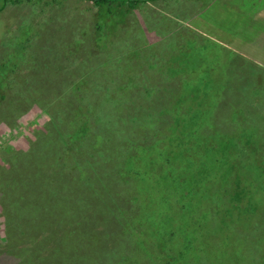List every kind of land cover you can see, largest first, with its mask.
<instances>
[{
    "label": "rangeland",
    "instance_id": "1",
    "mask_svg": "<svg viewBox=\"0 0 264 264\" xmlns=\"http://www.w3.org/2000/svg\"><path fill=\"white\" fill-rule=\"evenodd\" d=\"M118 1L103 0L98 3L92 0H29L18 3L15 0H0V55L6 50L9 54L7 62L30 60V64L25 65L26 70L23 69L21 72L23 76L10 81H7L5 74L9 66L0 67V88L5 87L7 81L5 97L0 99V264H117L120 255L130 251L126 248L133 240L132 227L137 220L142 219L152 225V218L157 213L154 209V200L161 202L162 213L167 214L174 208L171 202L175 198L172 186L176 181L168 177L161 187L155 190L159 169L148 173L145 170L159 162L165 165L179 159L171 157L168 151L156 146L148 150L149 155L147 150L140 152L143 159L140 182L135 174L116 176L110 174L116 167L115 160L106 164L100 161L98 166H101L102 170L106 168V172L97 175L92 181L101 179L108 185L111 178H116V186L107 190H103L97 183L90 186L92 181L88 182L86 177L83 180L77 179L78 168L70 172L72 162L63 164L67 156H57L50 167L42 166L40 163L36 172L34 167L36 161L30 164L23 160L22 163L25 162L22 167L28 166V171L22 174L12 165L11 159L16 151L30 152L43 145L42 137L49 136L46 126L52 122L50 116L54 113L53 99L57 92L52 86H62L53 85L57 79L65 84L61 90L67 89L68 83L65 81L71 67L70 52H77L81 58L86 57L88 65L77 63L78 69L84 70L86 67L88 71L94 69L90 76L97 78L95 83L110 78L111 72L117 76L124 75L122 81L134 76L135 71L129 72L128 69L116 66V60L123 62L124 66L127 64L128 59L125 55L128 53H132L136 65L138 61L141 63L139 73L142 70L143 77L146 76L145 80L153 84H159L161 78H166L165 85L178 87L182 82L178 80L182 76L188 78L192 74L195 77L196 74L210 75L213 77L210 92L217 93L213 111L217 112L215 115L222 116L221 124L227 129L237 126V132L250 126L251 124L243 122L240 115L236 126H233L234 122L229 118L234 111L237 113L244 110L256 112L255 121L252 123L264 130V118H261L264 116V94L256 97L260 99L257 105H250V101H244L243 96L230 93L233 88L240 87L237 86L239 75L248 71L247 68L253 71L258 69L259 64H264V28H261L264 5L258 4L255 13L246 11L248 17L243 13L241 16L244 18L237 17L236 20L234 18L236 16H228V8L224 7L222 2L237 7L243 5L242 0H178L170 5L171 9L156 0ZM175 8L177 10H174ZM243 8L244 6L241 7ZM238 9L239 7L234 10ZM125 10L129 11L123 18ZM121 17L125 23L129 22L122 34L116 29V20ZM177 28L196 31L210 41L206 47H199L197 41L189 40L190 38L186 40L184 35L181 36L182 33L179 34L180 37L169 36ZM258 29L261 31L255 35L254 31ZM104 31L110 35L97 41V37ZM212 40L220 45L214 47ZM150 44H155L156 49L161 44L167 46L168 53L175 56L177 67L185 65L189 71L179 72L175 76L169 72H162L155 66L149 67L147 64L149 60L143 61L138 49ZM179 46L186 49L179 52ZM231 47L234 52L239 53L238 66L232 65L235 54ZM4 53L8 56L5 51ZM208 61L213 64L210 67V69L213 67L212 71L209 69ZM95 62L103 64L100 71H96L92 66ZM254 75L250 73L247 79L264 85V77ZM80 77L82 81L86 79V76ZM134 78L136 79L135 76ZM27 80L37 88L47 83L44 87L46 91L43 89L36 98L39 99L40 95L43 98L42 102L32 100L29 102L31 106L23 104L29 100ZM224 88L229 92L224 94L222 92ZM167 90H164L163 93L166 95L160 104L151 109L152 113L163 106L164 102H169ZM170 90L174 93L179 91L176 89L168 91ZM142 93L147 95L144 90ZM139 101L143 106L134 109L133 112L136 114V119L133 117L134 129L127 132L135 136H124L119 133L118 138L122 141L133 138L134 147L145 146L147 149L155 141L156 121L151 119V122H155L153 124L143 120L142 117L147 115V99ZM245 104L249 105V108H245ZM95 118L94 113L90 114L83 126L96 129L100 124H94ZM165 120L168 123L171 118L168 116ZM116 123L118 127L122 126L121 124H133L123 116H117ZM73 124L61 123L60 128L72 132ZM164 127L165 125L162 126ZM55 142L52 141L51 146ZM195 143L187 148L192 155H198L200 150ZM165 144L167 147L168 141ZM67 148L72 153L77 151L71 144ZM154 150L157 151L156 154ZM80 160H84L83 156ZM185 163L186 161L182 159L179 165L184 166ZM73 173L77 175L76 180ZM244 175L246 179L237 186V189L242 191V197L240 196L241 199L233 197V200L236 199L241 207L247 203L264 202V191L261 189L264 188L263 181H257L258 183L253 185L254 188H250L247 187L252 183L249 178L254 179L256 176L253 173ZM10 176L11 179H8ZM81 176H86V173ZM124 178L127 181L136 179L127 184ZM213 187L207 189L209 194H215V184ZM246 188L252 194H248ZM229 194L224 195L228 201ZM137 195L139 202L130 199L131 196ZM199 202L197 197L187 199L184 202V209H181L179 214L183 222L203 224V231L197 241L198 247H206L207 251L202 260H199L200 264H264V206L254 210H251L250 206L239 209L232 201L228 203L232 207L231 212L222 211L213 215L212 205H218V198L207 201L210 204L206 205H198ZM107 204H110L114 214L109 208L103 207ZM247 208L249 211H246ZM245 212H248L247 215ZM250 212L253 216L248 220ZM240 215L243 216L239 218ZM111 216L114 219L110 220ZM203 216L207 217H204L202 219L204 223H201L200 219ZM118 219L128 220L129 223L121 224ZM218 225L220 230L217 228ZM18 232L21 234L20 244ZM71 237L75 238V245L71 244L73 239ZM12 238L18 240L21 246L18 250L22 253L9 246ZM107 244H113L115 248L111 250ZM195 262L196 259L193 264H196Z\"/></svg>",
    "mask_w": 264,
    "mask_h": 264
},
{
    "label": "trees",
    "instance_id": "2",
    "mask_svg": "<svg viewBox=\"0 0 264 264\" xmlns=\"http://www.w3.org/2000/svg\"><path fill=\"white\" fill-rule=\"evenodd\" d=\"M15 1L18 3L23 1L29 2V0ZM92 1L100 3V1L103 0ZM120 1L121 0L118 2ZM128 1L131 2L133 0ZM156 1L161 2L163 5L170 8V5L178 0ZM121 2L126 1L122 0ZM242 2L243 5H238L234 2V4L239 7L237 11H235L237 7H234L233 4L227 5L225 2H222V4L224 7L228 8V16L233 17L232 15H234L236 16L234 17L236 20L243 17L241 14L246 11L250 10L253 14L258 4L264 5V0H260L259 2L254 0H250V2L242 0ZM242 6H244V10L241 9ZM174 10L177 9L175 8ZM128 11L129 10L123 11V18ZM245 14L247 17L249 16L247 15L248 12ZM123 18L121 17L116 20V29L120 33L125 31V26L129 23H125ZM262 22L263 24H261V28H264V19ZM259 31H261V29L255 30V35L258 34ZM110 32L112 33L113 30H110ZM180 33H182L181 36H185L183 37L186 38V40L190 38L189 40L197 41L199 47H206L207 43L210 41L196 31L191 32L188 28H177L169 36L173 37L177 35L180 37ZM189 34L190 36H187ZM107 35H110V33H107L106 31L102 32L97 37V41L105 38ZM212 42L214 43V47L220 45L216 41L212 40ZM155 44L147 45L141 49L137 48L139 53H141L143 61H152L147 62L149 67L155 66L156 69H161L162 72H169L171 75L175 76H177L179 72L189 71L185 65L177 67L178 63L174 59L175 56L174 54L168 53L167 46L161 44L158 49H156L154 46ZM218 47L221 48V46ZM185 49V47L179 46V52ZM230 49H232L231 51L235 54L232 65L238 66L240 64L239 58L237 57L239 53L234 52L232 47ZM131 54L132 53H128L125 55L128 59L125 66L123 62L118 60H116V66L120 69H128L129 72L135 71L134 76L136 79L134 76H129L126 81H122L124 75L117 76L116 73L113 74L111 72L110 78L101 83H95L97 78L90 76L91 73L94 72V69H90V71H88V67L84 70L78 69V64L83 66L88 65L86 57L81 58L77 52H70L69 57H72L70 59L71 67L65 81V83H68L66 87L67 89L61 90L65 84L57 79H55L53 85L56 84L62 86H52L57 92L53 99L55 101L53 103V106L55 107L53 110L54 113H51L52 115L50 116L52 122L48 123L46 126L48 127L47 130H49V136L42 137L41 142H43V145L37 146L36 149H33L30 152L16 151V153L13 154L11 163L16 166L18 168L16 170L22 174L23 172L28 171V166L27 168L22 167V164L25 161H28L30 164H33V161H36L34 165L36 172L40 167V163L42 166L50 167L53 165V161L57 156H67L63 164L66 165L67 163L72 162L70 172L72 169L75 171L76 167L79 171V178L75 175L76 173H73L74 179L75 176L79 180H83V178L86 177L87 181L91 182L97 175L106 172V168L102 170L101 166H98L100 161L103 162V164H106L115 160L116 167L110 172V174H114L115 176L116 174H135L134 176H136L140 182L142 178L141 173L143 171V159L140 152L147 150V154L149 155L148 150L154 146L163 149V151H168L171 157H176L179 161L169 162L165 165H161L162 163L159 162L145 170V172L148 173L149 171L159 169L157 172L159 178L155 183V190H158L164 180L168 177H171L173 178V181H176L174 186H172V192L175 198L172 199L171 202L174 208L167 214L162 213L161 202L154 200V209L157 213L152 218V225L144 222L142 219L137 220L132 227L133 240L129 247L126 248L130 251L122 253L118 258L117 264H193L195 259V263L200 264L199 260H202L207 251L206 247H198L197 241L200 237L199 234L203 231V224H196L192 221L183 222L181 220L179 213L181 209H184V202L189 198L197 197V200L200 201L198 205H206L210 204L207 201L218 198V205H212L214 209L213 215H217L222 211L231 212L232 207L228 205V203L232 201L239 209L244 206H250V209L254 210L264 206V202L259 201L256 203H247V205L241 207L236 201L237 198L241 199L242 197V191L237 189V186H240V183L246 179V176L244 175L245 173H253L256 176L254 179L252 177L249 178V181L252 183L247 187L254 188L253 185L258 183L257 181L259 180L264 183V130H261L259 125H253L252 123L253 120L255 121L256 112H244V110L237 113L234 111L229 118L234 122L233 126H236L240 115L243 118V122L251 124L250 126L242 128L243 130L241 129L237 132V126L227 129L225 128L226 126L221 124L222 116L215 115L217 112L213 111V105L215 104L214 98H216L215 95H217V93L215 92L212 94V92H210L213 86L212 76L207 74H196L197 76L195 77L194 74L190 72L193 77L191 75L188 78L182 76L181 79L178 80L182 81L181 85L178 87H168L165 85L166 78H163L164 81L161 78L159 84H153L151 81L145 80L146 76L144 75L145 77H143V74L141 73L143 72L142 70H140L141 72L139 73L138 69H140L139 66H141V63L138 61V64L136 65ZM237 60L238 63H236ZM13 63L14 62L12 61L5 62V64L4 62H0V67L7 65L11 68ZM208 65L209 69L213 66L211 61H208ZM92 66L96 71H100L103 64L95 62L92 63ZM23 69L25 71L26 67ZM212 69L210 70L212 71ZM247 69L248 71L239 75L237 86L240 87L233 88L230 93H237L243 96L244 101H250V105H257V101L260 99H257L256 97L264 94V85L260 82L256 83L253 80L247 79V77L250 73L264 77V64H259L258 71H251V68ZM80 76H86V79L82 81ZM7 81L5 87L0 88V96H3L0 97V99L5 97L3 92L7 89ZM27 83L29 100L25 101L23 104H28L32 100L42 102L41 99L43 98L40 95L39 99L36 98L38 94L43 92V89L46 91L44 87L47 83H44L40 88L32 86L29 80H27ZM165 89H176L179 91L174 93L171 90H167V94L170 97L169 102H164L163 106L160 108L158 107L156 111L152 113L151 109L157 107L162 101V98L166 95L164 94ZM143 90L146 92V96L143 95ZM222 92L226 94L229 90L224 88L222 89ZM143 99H147V115L146 117H142L143 120L153 124H155V122H151V119L156 121L154 131L155 141L153 144H150L147 149L145 146L139 148L135 145L134 147L133 138H128L125 141L118 138L119 133L124 136H135L134 134L127 132L134 129L133 125L135 123L136 114H134L133 111L134 109L143 106L142 102L139 101ZM129 104L130 108L128 109ZM42 105L44 106V104H40V106ZM244 107L249 108V105L245 104ZM93 113L96 117L94 124H100V126L96 129L83 126L86 124L88 116ZM117 116H123L124 119L127 118L128 121L133 122V124H121L122 126L118 127L116 126ZM168 116L171 120H168V123H166L165 118L167 119ZM133 117H135V119H133ZM219 118L220 120L217 121ZM261 118H264V116H261ZM66 122L74 123L72 125V132H67V130L60 128V124ZM123 125L125 126L123 127ZM164 125L165 127L162 128ZM139 128H141V126H139ZM244 130H246L245 133ZM242 135H246L247 137L241 138ZM52 141H56L53 146L50 144ZM166 141H168L167 147H165ZM101 142H105V144H101ZM193 142H196L195 144L200 148L198 155H192V153L187 150L189 146L191 147L193 145ZM63 143H65V145ZM69 144H71V147L76 148L77 151L72 153L70 149L67 148ZM156 150H154L155 154L157 153ZM87 155H89V157H87ZM81 156L84 158L83 161L80 160ZM182 159L186 161L184 166L179 165ZM23 160L25 161L22 163ZM152 161L153 157L151 158V162ZM83 173H86V176H81ZM8 179H11V176ZM135 179L136 178H133L132 180L127 181L124 178V181L128 184ZM95 180L96 182L93 180L89 185L93 186L97 183V185L102 186L103 190L116 186V178H111V181L107 180L108 185L101 179ZM76 184L79 185L77 182ZM214 184L216 188L215 194H209L210 192L207 191V189L210 190L214 188ZM28 189H30V187H28ZM261 189L264 191V188ZM246 192L252 194L248 188H246ZM227 193H230V201L224 197ZM233 197L236 199L233 200ZM130 199L139 202L138 195L131 196ZM103 207L109 208L111 213L114 214V210H112L110 204ZM246 211H249L248 208ZM247 213L248 212H245L244 214L247 215ZM251 214L252 213L250 212L248 220L253 216ZM242 216L243 215H240L239 218ZM204 217L206 218L207 216H203L200 219L201 223H204V221H202ZM111 219H114V217L111 216L110 220ZM118 221L121 224L129 223L128 220L118 219ZM217 228L220 230V225H218ZM20 236L21 234L19 233L17 236L19 237V244L21 241ZM10 241L11 244H9V246L15 249L18 253H22L18 250L21 248L18 244V240L12 238ZM71 244L75 245V238L72 239ZM101 246L102 245L99 247L101 248ZM107 246L111 250L115 248V245L113 244H107Z\"/></svg>",
    "mask_w": 264,
    "mask_h": 264
},
{
    "label": "flooded vegetation",
    "instance_id": "3",
    "mask_svg": "<svg viewBox=\"0 0 264 264\" xmlns=\"http://www.w3.org/2000/svg\"><path fill=\"white\" fill-rule=\"evenodd\" d=\"M4 51L8 54V51L6 50H3L2 52V55L1 56V59H0V62H7L8 59H9V54L8 56H6V54L4 53ZM13 63L12 67L11 68H6V71H5V74L7 76V80H13L15 78H20L21 76H23L21 74V72L23 71V68L25 67L26 64H30V60L28 61H22L21 60L19 62H17L18 60H11ZM6 66V65H4ZM3 95H4V92H3ZM30 104V105H29ZM27 106H31V103H28ZM17 111V110H16ZM15 112V111H14Z\"/></svg>",
    "mask_w": 264,
    "mask_h": 264
},
{
    "label": "crops",
    "instance_id": "4",
    "mask_svg": "<svg viewBox=\"0 0 264 264\" xmlns=\"http://www.w3.org/2000/svg\"><path fill=\"white\" fill-rule=\"evenodd\" d=\"M256 17H258L257 14H256Z\"/></svg>",
    "mask_w": 264,
    "mask_h": 264
}]
</instances>
